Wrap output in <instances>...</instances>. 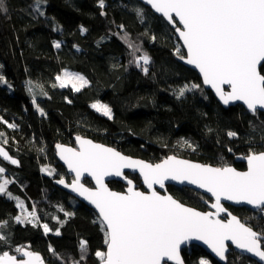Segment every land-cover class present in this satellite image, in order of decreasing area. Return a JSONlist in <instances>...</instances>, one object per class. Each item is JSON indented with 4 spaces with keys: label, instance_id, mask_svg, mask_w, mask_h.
Segmentation results:
<instances>
[{
    "label": "trees",
    "instance_id": "1",
    "mask_svg": "<svg viewBox=\"0 0 264 264\" xmlns=\"http://www.w3.org/2000/svg\"><path fill=\"white\" fill-rule=\"evenodd\" d=\"M5 3L8 11L0 13V76L4 78L0 81V133L4 134L0 143L19 164L1 159L0 164L14 179L9 190L28 207L35 205L39 223H17L16 202L0 194V222L7 221L2 233L7 241H0V254H17V247H27L50 264H73L80 260L79 245L84 240L88 251L80 264H99L95 252L106 246L99 223H94L98 215L54 182L59 173L71 177L57 161L55 146L74 144L76 134L152 162L176 154L244 169L246 165L236 160L237 155L264 151V113L252 114L240 104L222 106L198 73L176 59L177 48L182 55L185 51L175 29L140 1L105 0L101 8L99 0H43L39 12L35 0ZM137 9L143 10L142 17ZM125 33L140 47L137 55L147 53L151 58L147 74L133 62L132 50L122 39ZM55 42L61 46L56 48ZM66 68L83 74L88 85L79 92L72 87H53L56 76ZM28 81L42 85L47 93L42 95L34 87L36 104L28 92ZM192 84L200 88L178 98V90ZM95 101L111 106L113 117L96 112L91 107ZM4 121L16 127L9 128ZM230 131L237 135L229 137ZM47 163L55 164L59 171L55 176L42 171V164ZM128 176L138 188H144L137 174ZM85 183L92 185L89 179ZM109 184L116 190L125 189L120 181ZM168 189L182 202L208 209V196L186 187L169 185ZM226 206L257 231H264V212ZM64 212L74 215L65 217ZM60 221L66 222L61 225ZM43 224L52 231L45 234ZM56 229L60 235L55 234ZM50 246L59 259L49 251ZM182 254L186 264H199L201 259L222 264L200 246L186 247ZM225 264L260 263L232 250Z\"/></svg>",
    "mask_w": 264,
    "mask_h": 264
},
{
    "label": "snow or ice",
    "instance_id": "2",
    "mask_svg": "<svg viewBox=\"0 0 264 264\" xmlns=\"http://www.w3.org/2000/svg\"><path fill=\"white\" fill-rule=\"evenodd\" d=\"M43 0H35L34 8L39 12ZM155 12L160 13L169 24L175 27L183 46L187 50L186 57L176 49L180 59L199 69L203 83L210 86L223 104L242 101L253 114L258 109H264V0H144ZM105 0H99V6L104 7ZM5 0H0V13H7ZM137 15L142 17L143 10L137 9ZM39 14L43 15L42 12ZM103 14V13H102ZM177 20L180 26L177 25ZM123 28V25L120 26ZM86 31V29H81ZM122 39L131 49V55L136 67L147 74L151 58L147 53L137 55L140 47L133 43L127 33ZM156 39L155 36L152 37ZM54 46L59 48V42ZM53 87H67L71 83L75 92L88 85L82 75L63 70L56 76ZM0 81L4 78L0 76ZM6 83V82H5ZM225 85L228 90H225ZM34 87H39L40 94L47 95L42 85H33L28 81V92L32 102L36 104ZM200 88L198 84L185 85L178 90L177 96ZM71 101H69L70 103ZM109 119L112 110L107 104L99 101L91 105ZM44 115L43 109H39ZM9 128L15 124L4 121ZM235 132H228L229 137H235ZM4 134L0 133V137ZM78 148H70L57 144L60 158L75 173L71 184L63 177L56 182L84 197L94 205L99 213L98 221L104 233L106 250H97L95 257L99 264H184L180 256L181 245L189 240H201L207 244L221 260H226L228 245L231 241L243 252L258 257L264 261V231H256L253 227L242 223L236 216L222 205L221 200L246 203L264 212V151L250 150L243 157L247 161V171H237L230 166L212 167L193 163L188 160L168 156L160 163L151 164L123 155L114 148L96 144L91 140L76 137ZM4 143L7 141L4 140ZM189 148L193 145L184 141ZM231 151V149H229ZM0 157L18 164L4 148L0 147ZM126 168L138 169L143 177L148 192L137 190L132 180H127L125 192L112 191L105 183V177L123 175ZM5 168L0 167V194L16 202L21 215L14 219L17 223H39L35 205L29 211L18 196L7 190L13 181L5 179ZM52 175L54 170L42 169ZM87 173L95 180L96 187L88 188L80 183L81 177ZM126 179V177H125ZM187 181L198 188L205 189L215 198L211 204L214 212H201L187 207L171 195H161L154 185L164 188L166 180ZM60 211H64L61 207ZM220 213H226L229 219H219ZM65 217L74 213L64 212ZM54 219H57L54 217ZM66 221H60L61 225ZM7 221L0 222V241H7L2 234ZM45 234L52 231L48 224L41 225ZM60 235V230H55ZM80 264L86 259L87 242L80 241ZM21 259L10 255L7 251L0 254V264H44L41 255L31 250H22ZM49 251L59 259L55 249ZM199 264H209L201 259Z\"/></svg>",
    "mask_w": 264,
    "mask_h": 264
},
{
    "label": "water",
    "instance_id": "3",
    "mask_svg": "<svg viewBox=\"0 0 264 264\" xmlns=\"http://www.w3.org/2000/svg\"><path fill=\"white\" fill-rule=\"evenodd\" d=\"M138 1H140L141 3H143L145 6H148L150 9H152L150 5H148V4H146V3L144 2V0H138ZM152 11H153L154 13H156L157 15L162 16L160 13L155 12L154 9H152ZM162 17H163V16H162ZM163 18H164V17H163ZM164 19H165V18H164ZM165 20H166V19H165ZM166 21H167V20H166ZM167 22H168V21H167ZM170 25H171L172 28L175 29V27H174L172 24H170ZM176 26H180L179 23H178V20H177V25H176ZM180 27H182V26H180ZM175 33H176V36L178 37V39H179V41H180V44H181L182 48H183L184 51H185V52H184V56L186 57V55H187V50H186V48H184V46H183V41L180 39L179 34L176 32V30H175ZM176 59H177L179 62H181V63H183L184 65H186L187 67H189V68L195 70V71L198 73V75L201 77V80H202V83H203V78H202V75H201L200 72H199V69H197L194 65L187 64V63H186V60H182V59H180L179 55L176 57ZM203 85H204V87H205L206 89H209V90L212 91V93H213L214 96L217 98V100L220 102V104H221L222 106H224L225 108H228V107H230V106H234V105L240 104V105L244 106V107L247 109V111H249L250 113H252L250 110H248L247 106H246L242 101H234V102H230V103L227 104V105L223 104V102L220 101L219 97L216 95L215 91H214L210 86L205 85L204 83H203ZM224 87H225V90L227 91V90H228V86L225 85ZM258 111L264 113V109H258ZM258 111H257V112H258ZM252 114H253V113H252ZM77 136H80V137H82V138H84V139L91 140V141H93V142L96 143V144H102V145H105V146H107V147L114 148V149H116L117 151L121 152L123 155L129 156V157H131V158H133V159H136V160H142V161H145V162H147V163H151V164L160 163L162 160H164V159H166V158L168 157V156H167V157H165V158H163L162 160L157 161V162H152V161H150V160H147V159H144V158H141V157H137V156H133V155L126 154V153L122 152L121 150H119V149L116 148V147H113V146H111V145H108V144H105V143H102V142H99V141H95V140H94L93 138H91V137H87V136L79 135V134L74 135V144H66V143H58V144H61V145H64V146H66V147H70V148H78L79 146H78L77 141H76V137H77ZM56 145H57V144H56ZM0 147L4 148V150L7 151L8 154H9L13 159H15V160L18 161V159H17L16 157H14V156L10 153V151L6 148V146H4L3 144L0 143ZM55 152H56V159H57V161H58L63 167H65V168L67 169L68 174L71 176L70 179L67 178V177H63V178H64V180H65L67 183L71 184L72 180L74 179L75 173L71 172V171L69 170V168H68V165L64 162V160H62V159L60 158V155L58 154V150H57L56 146H55ZM169 156H176L178 159H181V160H188V161H191V162H193V163H198V164H203V165H210V166H212V167H223V166H217V165H214V164H211V163H206V162L196 161V160H193V159H190V158H186V157H181V156L176 155V154H172V155H169ZM245 156H247V155H237V156H236V160H237V161H242V162L245 163L246 167H245L244 169L237 168V167H236L235 165H233V164H232V165H226V166L233 167V168H235L237 171H247V161L243 158V157H245ZM0 159H1L3 162L7 163V164L14 165V164H12L10 161L4 160L2 157H0ZM18 164H19V161H18ZM18 164H15L14 166H18ZM128 174H137V175L139 176V178H140V180H141V184L143 185L144 188H142V189H141V188H138V187H137V183H135V181H134L130 176H128ZM125 177H126V179H125ZM60 178H61V177H60ZM60 178L55 179V181H54L55 184H56L58 187H60L61 189L65 190L66 192H68L69 194H71V195H72L73 197H75L76 199H78L80 202H82V203L86 204L87 206H89L90 208H92V209L96 212V214L98 215V217H99V213H98V211L96 210V208L94 207V205L90 204L89 201H87L86 199H84V197L80 196L78 193L72 191L71 188L65 187V186L62 185V184H58L56 181L59 180ZM85 179H89V180L92 182V185H88V184H86V183H85ZM127 180H132V181H133V184L135 185V187L137 188V190L144 191V192H148V191H149V189L147 188V186L144 184L143 177L140 175V172H139L138 169L126 168V169L123 170V175L120 176V177H117V176H109V177H105V183L107 184V186H108L112 191H116V192H125V191L127 190V187H128ZM110 181H120V182H122V183L125 185V189H124V190H116V189H113V188L110 186V184H109ZM80 183H82L85 187H88V188H95V187H96L95 180H94L91 176H89L87 173H85V174L81 177ZM169 185H171V186H175V187H178V188H184V187H186V188H190V189H193V190H195V191H197V192H200V193H202V194L208 196V197L211 199V201H207L208 209H207V210H201V209H198V208H196V207H194V206H191V205H188V204L182 202L180 199H178L177 197H175L174 194L168 189V186H169ZM154 189H155L157 192H159L161 195H171V196H173V198L179 200L180 202H182L183 204H185L187 207L195 208L197 211H201V212H214V211H215V209L211 208V204L215 202V198L211 195V193H208L205 189L198 188L196 185L189 184L187 181L181 183L180 181L169 179V180H166V181L164 182V188H161L159 185H154ZM221 203H222V205L228 210V212H231L232 215L236 216V217H237L242 223H246V224L249 225V226H251V225H250L249 223H247L246 221H244L239 215L233 213V212L230 210V208H228L226 205H231V206H234V207H246V208H249V209H251V210H253V211H258V210H259V209L254 208L253 206L248 205V204H246V203H236L235 201H229V200H224V199L221 200ZM229 218H230V217H228L226 213H220L219 219H222V220H225V221H226V220L229 219ZM251 227H252V226H251ZM253 229L256 230L255 228H253ZM256 231H257V230H256ZM226 244L228 245V251H227L226 254H225V255H226V260H221L218 256H216V254L212 251V249H211L207 244H205L203 241H201V240H195V239L189 240V241H187L186 243H184V244L181 245L180 256H181V258L183 259L184 264H186V262H185V260H184V257H183V254H182V250H183L184 248H186V247H190V246H192V245H196V246H200L201 248H203V249H204V250H205V251H206V252H207L212 258H214L216 261H218V262H220V263H222V264H225V263L227 262V255H228V254L230 253V251H232V250H234V251H236V252H238V253H241L242 255L248 256V257H250V258L256 260V261H257L258 263H260V264H264V261H260L258 257H255V256H253V255L250 254V253L243 252L241 249H238L234 244H232L231 241H226ZM22 250H31V249H29V248L26 247V248H23ZM31 251H33V250H31ZM7 252H8L10 255H15V256H17L18 259L24 258V257H22V254H21V253L13 254V253H11L10 251H7ZM33 252H36V251H33ZM37 253H38V252H37ZM39 254H40V253H39ZM40 255H41V254H40ZM41 257L43 258L42 255H41ZM43 260H44V264H50V263H48L44 258H43ZM167 263L175 264L174 261H168Z\"/></svg>",
    "mask_w": 264,
    "mask_h": 264
},
{
    "label": "rangeland",
    "instance_id": "4",
    "mask_svg": "<svg viewBox=\"0 0 264 264\" xmlns=\"http://www.w3.org/2000/svg\"><path fill=\"white\" fill-rule=\"evenodd\" d=\"M63 70H65V69H63ZM63 70H62V72H63ZM66 70H68V71H70V72H73V73H78V74H80V75H82L83 77H85L83 74H81V73H79V72H77V71H73V70H71V69H68V68H66ZM61 72V73H62ZM60 73V74H61ZM85 79L87 80V78L85 77ZM88 81V80H87ZM89 83V82H88ZM67 87H72V85H71V83H69L68 84V86ZM64 88V87H63ZM97 101H95V102H93V103H96ZM101 104H107V103H105V102H103V101H99ZM92 103V104H93ZM91 104V105H92ZM108 105V104H107ZM109 106V105H108ZM110 108H111V106H109ZM95 110V109H94ZM111 110H112V117H113V109L111 108ZM96 111V110H95ZM96 112H98V111H96ZM98 113H100V114H102L101 112H98ZM103 115V114H102ZM107 117V116H106ZM0 167H4L2 164H0ZM5 168V167H4ZM41 169H48V170H54V172H53V174L51 175V176H55L56 174H57V172H59L57 169H56V166H55V164H53V163H47V164H42V166H41ZM5 173L3 174V177L5 178V179H9V180H11V181H13L14 179L8 174V171H7V169L5 168ZM45 174H48V172L47 171H43ZM49 175V174H48ZM59 175V177H57V178H60V177H64V175H62L61 173H59L58 174ZM57 178H55V179H57ZM9 186V185H8ZM8 186H7V190L8 191H10L9 190V188H8ZM11 192V191H10ZM12 193V192H11ZM14 196H17V195H15L14 193H12ZM175 197H177L176 195H174ZM20 198V197H19ZM178 198V197H177ZM21 200H23L22 198H20ZM179 199V198H178ZM24 201V200H23ZM24 203H25V201H24ZM25 207L29 210V211H31L32 210V208H30V207H28L27 206V204L25 203ZM18 215H21V212H20V209H19V213H18ZM38 215V214H37ZM25 223V222H24Z\"/></svg>",
    "mask_w": 264,
    "mask_h": 264
}]
</instances>
